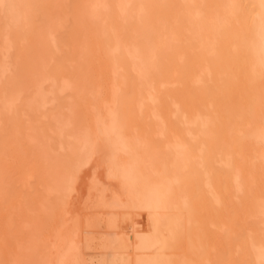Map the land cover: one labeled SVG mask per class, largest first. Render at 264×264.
<instances>
[{
  "label": "bare ground",
  "instance_id": "1",
  "mask_svg": "<svg viewBox=\"0 0 264 264\" xmlns=\"http://www.w3.org/2000/svg\"><path fill=\"white\" fill-rule=\"evenodd\" d=\"M0 264H264V0H0Z\"/></svg>",
  "mask_w": 264,
  "mask_h": 264
}]
</instances>
